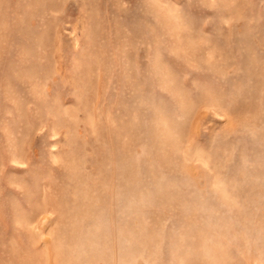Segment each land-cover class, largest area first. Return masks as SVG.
I'll use <instances>...</instances> for the list:
<instances>
[{"label": "rangeland", "instance_id": "obj_1", "mask_svg": "<svg viewBox=\"0 0 264 264\" xmlns=\"http://www.w3.org/2000/svg\"><path fill=\"white\" fill-rule=\"evenodd\" d=\"M0 264H264V0H0Z\"/></svg>", "mask_w": 264, "mask_h": 264}]
</instances>
